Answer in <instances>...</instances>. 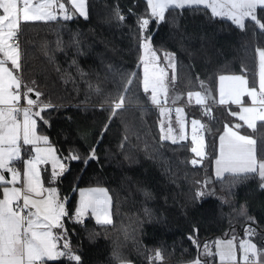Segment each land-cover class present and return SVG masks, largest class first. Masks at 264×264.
<instances>
[{"label": "trees", "instance_id": "16d2710c", "mask_svg": "<svg viewBox=\"0 0 264 264\" xmlns=\"http://www.w3.org/2000/svg\"><path fill=\"white\" fill-rule=\"evenodd\" d=\"M86 10L87 19L21 23L18 33L22 92L31 87L42 94L41 105H50L42 120L36 118L37 132L49 138L66 164L54 183L60 196H68L60 234L81 257L80 264H119L117 254L131 264H187L236 227H251L254 241L264 248L260 179L248 174L213 179L209 170L225 122L221 109L210 106L205 157L193 166L188 141L161 138L158 111L150 106L137 71L143 39L138 22L149 18L150 46L159 56L172 55L178 95L201 86L214 95L218 76L227 74L242 75L253 87L264 31L250 20L242 30L203 8L170 9L157 24L144 0H86ZM257 14L264 22V10ZM121 96L123 106L113 114ZM191 110L199 116L198 108ZM249 133L257 159H264V123ZM93 148L97 159L86 167L67 159L70 152L83 157ZM205 185L211 195L197 198ZM93 186L109 195L108 225L71 220L76 189ZM157 251L161 260L155 259Z\"/></svg>", "mask_w": 264, "mask_h": 264}, {"label": "snow or ice", "instance_id": "6c2138e0", "mask_svg": "<svg viewBox=\"0 0 264 264\" xmlns=\"http://www.w3.org/2000/svg\"><path fill=\"white\" fill-rule=\"evenodd\" d=\"M71 9L75 10L79 16L87 19L86 0H67ZM203 6L210 9L212 17H219L231 21L242 30L246 27L245 21L254 22L261 31H264V22L258 19L257 10H264V0H147L150 18L157 24L165 19V13L170 9H184L186 7ZM0 186L12 184V187H3L2 198H0V264H47L66 259L69 264H80L81 257L74 253L67 239H64L62 246L58 245L61 236L55 234L52 229L62 227V217L67 215L64 204L58 200V193L55 187H44L41 183L38 165L51 161L53 172L51 182H54L59 174H62L66 166L55 155L54 149L49 144L47 136L37 133V117L43 119L42 112L50 105H41L38 100L40 95L33 88L24 86L26 91L21 93L22 82L14 74L13 70L20 69V50L17 43L20 22L35 20L55 21L59 18L63 20L73 19V13L66 7L63 0H0ZM124 19L122 15L119 16ZM150 24L149 18L139 20L138 26L143 37L141 48L150 58L155 57V52L150 46V35L147 34ZM259 57V90L249 87L248 81L242 76L226 77L220 76V99L221 105L231 102L242 105V96L251 99V107H241L239 113H231L240 121H243L249 128L256 127V121H264V50L257 51ZM144 63L143 89L147 94L151 92L150 100L153 105L161 106L167 100L168 88L165 84V72L163 69L159 73L149 74L148 63L141 57ZM151 59L149 60V63ZM168 62L174 67L173 58L168 56ZM11 65V68L8 67ZM175 76H173V80ZM225 80L232 83L226 89ZM129 80L128 84L131 85ZM33 93L36 100L29 96ZM164 96L165 101L160 99ZM189 100L195 97L197 104L206 103V96L201 92L188 94ZM23 97L27 107H20ZM124 97H120V102L113 108L123 106ZM175 102V101H173ZM36 109V110H34ZM177 122L183 109L176 108ZM22 112L23 120L18 114ZM164 109L161 107V115ZM46 122V121H45ZM204 125L198 120H192V147L191 151L199 157V160L192 159L191 164L196 166L205 157V142L202 132ZM241 124L231 127L227 124L224 133L219 137V156L216 158V176L223 178L225 173L233 176H246L250 173H258L261 184L264 188V162L258 161L253 145L255 140L240 134L235 129L241 128ZM163 131V128H162ZM183 133V124H181ZM162 139H171L176 143V138L172 136V128L169 127L168 135ZM180 139H184L181 134ZM23 145H33L36 155L31 159L24 160L22 186L21 172L14 166L13 162L21 160ZM37 145H44L39 147ZM68 160L82 162L85 167L91 160L97 159L95 149H91L83 157L76 152H70ZM5 173L11 174V179H7ZM205 195L203 190L197 191L196 196ZM22 201V203H21ZM110 198L103 188H94L87 191H80V203L75 216L77 222H83L82 217L89 211L95 217L98 224L111 223L109 215ZM249 235L253 230H246ZM193 242L196 243L193 237ZM199 247V245H198ZM207 247V246H205ZM242 253V264H264V250H259L257 245L250 240L242 241L239 245ZM221 260V264H235L236 253L232 241L216 242V253ZM115 259L120 264H125L117 254ZM156 260H161L162 256L157 251ZM194 264H201L199 258Z\"/></svg>", "mask_w": 264, "mask_h": 264}, {"label": "crops", "instance_id": "0c3cea01", "mask_svg": "<svg viewBox=\"0 0 264 264\" xmlns=\"http://www.w3.org/2000/svg\"><path fill=\"white\" fill-rule=\"evenodd\" d=\"M144 1L146 2V5H147V0H144ZM63 2H65L66 7L74 14V12H73L74 10L71 9V5L67 2V0H63ZM186 8H188V7H186ZM192 8H203V6L192 7ZM203 9H205V8H203ZM207 10L211 14L210 9H207ZM148 11H149V9H148ZM214 18L221 19L219 17H214ZM57 20H63V19H61V18L58 17ZM223 20H226V19H223ZM227 21H229V20H227ZM143 56L145 57L144 54H143ZM2 58L3 57L0 56V59H2ZM144 61H145V59H144ZM142 64L144 65V63L141 62V64H140L141 65V69L144 68V66ZM8 67L11 68V65L8 64ZM13 72H14L15 75H17L19 77V71L13 70ZM259 74H260L259 57L256 55V75H255V85L253 87H255L257 90H259ZM220 76H218V78L216 80V84H215V88H214V95H211V93H209V91H208L209 98H211V99L214 100L213 107H218L219 109H221L220 110L221 111V115L223 113V115L225 117V120H224L225 122L222 125V129H221V131L216 136V141H215L216 142V151H215V155H214V157L212 158V160H211V162L209 164V170H210V173H211V176H212L213 179H221V178H217V176H216V163H215V160L219 156V148H220V140H219V137L221 135H223L224 128H225V125L226 124H228L229 126H231L232 124L233 125H235V124H241L242 127L239 128V129H236V131H238L242 135H245V136H248V137L254 139V137L249 133V131L253 130L254 128H249L246 124H244L243 121H240L237 117H235V116H233L231 114L233 112L239 113L242 106L243 107H251L252 106L251 99L248 96H242L241 97L242 105L233 104L231 102H228L226 104L221 105L219 103V99H220V95H219V93H220V79L219 78H220ZM223 76L232 77V76H242V75H239V74H231V75H229V74H227V75H223ZM242 77H244V76H242ZM231 83H232L231 81L225 80V82H224L225 88L227 89ZM20 91H21V93H23L22 92V88H21ZM177 96L178 97L176 98L177 100H175V102H173L171 100L169 103L162 104L160 106V107L165 108V111H164V114L163 115H161V112H160V115H159V121H160V116L163 117L164 119L165 118H168V117L170 118V119L168 118L169 121H170V123H169L170 125L169 124L166 125V121H165V125H166V128L167 127H171L172 128V136H174L176 138V141H177L176 143L183 142V141H187V140H183L182 141L180 139V136H181L182 133H181V131L179 129V126L178 125L175 126V124H173V119L176 116V111H175L176 108L179 107V108H181V109L184 110V120L186 121V124L189 123V122H191L193 119L198 120L199 122H200V119H201L200 114L198 116V115H196V112L195 111L191 110L192 108H195V107L197 108V105H200V104H194L192 102H190L189 104H186V103L182 102L183 101V95H177ZM22 99H23V97H22ZM23 101H24V99H23ZM205 104L210 105L207 99H206V103ZM205 104H203V105H205ZM25 107H27V106L25 105ZM169 109H171V111H169ZM157 111H158V108H157ZM158 114H159V112H158ZM19 119L21 121L23 120V115H21V113H20ZM258 123H264V121L257 120L256 121V125ZM174 126H175V128H174ZM159 130H160V127H159ZM38 134L41 135L40 133H38ZM160 134H161V138H162V135L163 134H162L161 130H160ZM166 135H168V133H166L163 136H166ZM163 140H165L167 142H172L171 139H163ZM204 142H205V136H204ZM20 143H21V149H22V158H21V160H18V161L13 162V166L18 171L21 172V183L18 184L17 187H21L22 186V179H23L22 173H23V169H24V160L31 159V158H24V152H23L24 146H23L22 141ZM25 146L29 148V153L31 155V147L33 145H25ZM40 146L41 147H45L44 145H40ZM253 147L255 149V144L253 145ZM32 155H33L32 156V158H33L35 156V152ZM258 161L264 162V159H258ZM201 162H203V160ZM46 166H47V163H40L38 165V169H39V172H40L41 183L46 188L48 187V185L54 186L56 188V186H55L54 183H55V181L59 177H56L55 181L54 182H51V175L48 172V169H47ZM226 175H231V174L225 173L223 176H226ZM248 175H255L256 177L259 178L258 173H250ZM5 176L7 177V179H11V174L10 173H5ZM4 186L12 187L13 185L12 184H7V185H4ZM57 193H58V190H57ZM58 197H60L59 193H58ZM64 208H65V206H64ZM63 218H64V216L62 217V221L61 222H63ZM62 228H63V223H62V227L61 228H54V229H52V231L55 234H57L58 236H61L62 237V234H60V232L62 231ZM246 228L247 227H242L241 229H236L237 231L235 230L230 235L224 236L223 238H215V239H213L209 243V246L206 247L205 252L200 257L201 264H221L220 257L218 255H215V253H216V242L217 241L227 242L229 240H231L232 243H233V245L235 246V253H236V261H235V264H242V261H241L242 253H241V251L239 249L240 243L242 241L250 240L252 243L256 244V242L253 239V237L255 235L254 231H253V234L252 235H249L248 232L246 231L247 230ZM248 228H250L251 230H253L251 227H248ZM257 248L259 250H264V248H259L258 245H257ZM261 259L264 260V257H261Z\"/></svg>", "mask_w": 264, "mask_h": 264}, {"label": "rangeland", "instance_id": "374dc122", "mask_svg": "<svg viewBox=\"0 0 264 264\" xmlns=\"http://www.w3.org/2000/svg\"><path fill=\"white\" fill-rule=\"evenodd\" d=\"M34 2L35 3H39L40 2V0H34ZM74 10V9H73ZM74 12V15H77L78 17H80V18H84V17H81V16H79L77 13H75V10L73 11ZM0 14H2V10H0ZM35 21H41V22H53V21H43V20H35ZM28 22H32V21H28ZM21 23H27V22H24V21H21L20 22V24ZM141 42H142V40H141ZM141 42H140V45H141ZM141 47V46H140ZM152 49V48H151ZM141 51H142V53L145 55V57L143 56V54L141 55V57H144V59H145V63H148V68H149V74L151 75L154 71L155 72H157V73H159V70L160 69H163L164 70V72H165V84L167 85V88H168V94H167V100H166V102H163L162 104H166V103H169L171 100L172 101H175V100H177L176 98L178 97L177 95V92L174 90V88H173V83H174V80H173V76H174V67L173 66H171L170 64H169V62H168V56L169 55H171V54H165V55H161V56H159V55H157L156 53V55H155V57L154 58H150L148 55H146L145 54V52H144V50L141 48ZM153 52H154V50H152ZM258 51V50H257ZM257 51H256V55L258 56V54H257ZM141 57H140V59H139V64H138V66H137V71H138V73H139V77H140V84H141V87H142V89H143V79H144V68L143 69H141ZM171 57H172V55H171ZM151 59V62L149 63V60ZM143 65V64H142ZM144 66V65H143ZM259 68H260V66H259ZM143 91H144V89H143ZM197 91H199V92H201L200 90H197ZM197 91H195V92H197ZM190 93H192V92H190ZM148 94V99H149V103H150V106L151 107H153V108H155L156 110H157V108H158V112H159V114L158 115H160V112H161V107L160 106H156V105H153L152 104V102H151V100H150V95H151V92H149V93H147ZM188 94L189 93H185V94H182L183 95V101L182 102H184V103H186V104H189L190 102H192V103H194V104H197L196 103V101H195V97H193L191 100H189V96H188ZM160 99L162 100V101H165V98H164V96L163 95H161V97H160ZM24 102V104L27 106V104H26V102L25 101H23ZM199 106H202V105H197V107H199ZM164 109V111H165V108H163ZM174 109V108H173ZM34 110H36V109H34ZM169 111H171V109H169ZM21 115H22V112H21ZM169 118V117H168ZM168 118H163V117H161L160 116V121H159V123H158V126L160 127V130H161V132H162V134L163 135H165L166 133H168V129H169V127H167L166 128V125L167 124H169L170 123V121H169V119ZM165 121H166V125H165ZM173 124H175V126H179V129H180V131H181V124H183V136L185 137L184 139H181L182 141L183 140H187L188 142H189V144H190V152L192 153V159H197V160H199V157H196V155L191 151V149H192V147H194V145H193V143H192V136H193V130H192V121L191 122H189V123H187L186 124V121L184 120V110H183V112H182V114H181V117H180V123H178L177 122V114H176V116L174 117V119H173ZM170 125V124H169ZM168 125V126H169ZM228 125V124H227ZM233 125V124H232ZM231 125V126H232ZM175 126H174V128H175ZM229 126V125H228ZM230 126V127H231ZM162 128H163V131H162ZM159 130V131H160ZM236 130V129H235ZM162 135V136H163ZM160 136H161V134H160ZM203 138H204V135H203ZM183 142H185V141H183ZM24 146V148H23V152H24V158H32V154L35 152L34 151V147L35 146H32L31 147V155H30V153H29V148L28 147H26L25 145H23ZM37 146H39V147H41L40 145H37ZM35 155H36V153H35ZM56 155V154H55ZM60 159V158H59ZM60 161L62 162V163H64L63 162V160L62 159H60ZM65 164V163H64ZM197 165H201V162H199ZM196 165V166H197ZM65 166H66V164H65ZM47 169H48V172L50 173V175H51V177H52V172H53V168H52V164H51V161L49 160L48 162H47ZM66 170V169H65ZM65 172V171H64ZM63 172V173H64ZM63 173L62 174H59L57 177H60V176H62L63 175ZM18 186V184H16V187ZM3 187H4V185L3 186H1V195H0V198H2V193H3ZM48 187H54V186H51V185H48ZM94 188H103L102 186H93V187H85V188H78V189H76V192H75V207H74V209H73V213H72V216H71V220L73 221V222H75V223H81V222H77V220H76V216H75V213H76V210H77V208L79 207V203H80V191L81 190H84V191H87V190H89V189H94ZM103 189H105V188H103ZM200 190H203L204 192H205V195L204 196H202V197H197V198H204V197H208L209 195H211V191H210V189H208L207 187H206V185L203 187V188H200L199 190H197V191H200ZM107 192V191H106ZM107 195H108V193H107ZM108 197H109V195H108ZM58 199H59V201L61 202V203H63L64 204V206H65V203H66V201H67V199H68V196H60V197H58ZM110 212H111V210H110V205H109V215H110V219H111V214H110ZM87 218H90L92 221H93V223L94 224H96V225H108V224H98L97 222H96V219H95V217L94 216H92V214H91V212L89 211L86 215H84L81 219H82V221H84L85 219H87ZM111 221H112V219H111ZM110 224V223H109ZM246 229H250V228H246ZM254 231V230H253ZM255 232V231H254ZM247 233V232H246ZM63 243H64V240H63V238H61L60 239V242H58V244H59V246H62L63 245ZM206 246H209V244H206ZM205 250H206V247L204 246V248L201 250V253H200V255H202L204 252H205ZM196 260H194L193 262H190V263H187V264H194V262H195ZM125 262V264H131L130 262H127V261H124ZM119 264H120V262H119Z\"/></svg>", "mask_w": 264, "mask_h": 264}, {"label": "built area", "instance_id": "2783aa9c", "mask_svg": "<svg viewBox=\"0 0 264 264\" xmlns=\"http://www.w3.org/2000/svg\"><path fill=\"white\" fill-rule=\"evenodd\" d=\"M19 33V32H18ZM17 43L19 44V38L17 39ZM22 101V98H21ZM20 101V107L23 108L24 105L23 103ZM199 110V114H200V123L204 125L203 129H200L199 131L202 132V134L205 136L206 133V121L211 118V109H210V105H202L197 107ZM18 116L20 117V113L18 114ZM22 203V202H21Z\"/></svg>", "mask_w": 264, "mask_h": 264}, {"label": "water", "instance_id": "95a60500", "mask_svg": "<svg viewBox=\"0 0 264 264\" xmlns=\"http://www.w3.org/2000/svg\"><path fill=\"white\" fill-rule=\"evenodd\" d=\"M75 18H76V15L73 14V19H75ZM200 91H201V93H203V95L206 96V99L208 100L209 104H210V105H213V104H214V100L211 99V98H209L207 88L204 87V86H201V87H200ZM241 228H242V227H241ZM241 228L236 227V229H241Z\"/></svg>", "mask_w": 264, "mask_h": 264}]
</instances>
